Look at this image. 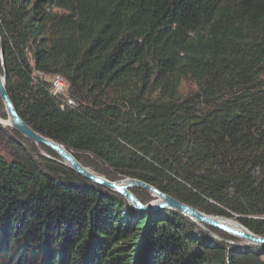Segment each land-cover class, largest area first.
Wrapping results in <instances>:
<instances>
[{
	"label": "trees",
	"instance_id": "trees-1",
	"mask_svg": "<svg viewBox=\"0 0 264 264\" xmlns=\"http://www.w3.org/2000/svg\"><path fill=\"white\" fill-rule=\"evenodd\" d=\"M0 35L8 94L34 130L109 180H142L264 235V0H0ZM28 54L67 81L76 108L33 83ZM12 133L0 264H22L27 246L26 264H264L261 245L81 189L54 151L34 161Z\"/></svg>",
	"mask_w": 264,
	"mask_h": 264
},
{
	"label": "water",
	"instance_id": "water-1",
	"mask_svg": "<svg viewBox=\"0 0 264 264\" xmlns=\"http://www.w3.org/2000/svg\"><path fill=\"white\" fill-rule=\"evenodd\" d=\"M0 66L3 67V46L0 35ZM0 100L3 104L4 110L7 114L9 120V126L24 136L25 138L31 140L32 142L39 144L41 146L47 147L54 151L65 163L67 166L75 171L81 177L91 180L94 183L105 186L107 188L113 189L117 193L123 195L129 205L139 211H151V210H159L164 208H169L174 211H177L185 216H188L195 223L200 224L203 223L208 226L219 228L230 235L241 238L247 243H253L261 245L264 248V235L256 234L250 231L243 225H237V228H232L231 226L223 223V220H219L216 217L209 215L200 211L199 209L186 204L179 199L160 191L154 186L136 179V178H124L118 181H111L109 179H105L95 173L91 172L88 167L84 166L80 163L71 151L65 148L62 144L40 134L36 130H34L27 122H25L21 116L19 115L15 105L13 104L7 88H6V77L5 74L0 71ZM132 187H141L149 190L151 193L157 195L159 200L155 203L151 204H143L140 200L136 198L134 194H132L129 189ZM221 221V222H220ZM225 222V221H224Z\"/></svg>",
	"mask_w": 264,
	"mask_h": 264
},
{
	"label": "rangeland",
	"instance_id": "rangeland-1",
	"mask_svg": "<svg viewBox=\"0 0 264 264\" xmlns=\"http://www.w3.org/2000/svg\"><path fill=\"white\" fill-rule=\"evenodd\" d=\"M2 67V66H1ZM3 68V67H2ZM45 83L48 87V82L46 81H43V80H40V81H34L33 83L35 84H38V83ZM192 83L188 80H184L181 84V91H187L189 89L192 88ZM50 93V92H49ZM67 93H68V90H67ZM69 94V93H68ZM1 102V100H0ZM2 104V102H1ZM76 108V107H75ZM0 130H2L1 132L5 133L2 134L0 132V154L8 161H11L13 160L14 158V155H13V152L11 154V142H9L8 140V137L10 138H14V139H17L18 138L12 133V128L9 126V120H8V117H7V114L4 110V107H3V104H2V107H0ZM21 135V134H20ZM24 137V136H23ZM25 138V137H24ZM27 139V138H26ZM29 140V139H27ZM30 142L28 143H22L25 151L28 153L29 156L33 157L34 158V161L37 160L38 158V154H42L44 156H47V157H50L46 152L45 150H43L42 146L39 145V144H36L34 142H32L31 140H29ZM13 151V149H12ZM60 158V157H59ZM59 159H56L55 162H58ZM60 162L64 165H66V163L60 158ZM67 166V165H66ZM68 167V166H67ZM91 172L95 173L96 175H99L105 179H108L106 178L104 175L102 174H98L97 172H94L93 170H91L90 168H88ZM74 179V178H73ZM124 179V178H123ZM120 179H116V180H111V181H118ZM74 183H76L81 189H83L84 187H92L96 190L99 191L100 194H102L103 196L105 197H113V198H118L119 196L122 197V201L124 202V206L126 207H130L132 210L134 211H139V210H136L134 208H132L127 199L117 193L116 191H114L113 189H110V188H107L105 186H102V185H99L97 183H94L92 182L91 180H87L83 177H81L79 175V179L76 180L74 179ZM80 190V189H79ZM129 191L134 194L136 196V198L138 200H140L143 204H151V203H155L157 200H159L158 197L154 196L149 190L147 189H144V188H141V187H132L129 189ZM205 213V212H204ZM210 215V214H209ZM185 216V215H184ZM214 217H216L217 219L219 220H223V221H227V222H232L236 225H240L241 223L238 222L235 218L233 217H221V216H217V215H212ZM188 217V216H187ZM189 218V217H188ZM190 219V218H189ZM191 220V219H190ZM193 221V220H192ZM194 222V221H193ZM195 223V222H194ZM195 228L196 230H200L202 233L208 235L213 241H216V242H221V243H225L227 245H246L248 244L247 241L241 239V238H238L236 236H233L232 237H226L223 232V230L219 229V228H216V227H212V226H208V225H203V226H200L199 224L195 223ZM242 225V224H241ZM227 233V232H226ZM229 234V233H228ZM27 249H30L29 246L25 247V248H22L20 249L19 253H18V258L20 260V262L22 264H26L25 262H28L29 260L33 259L34 257V254H30L28 252Z\"/></svg>",
	"mask_w": 264,
	"mask_h": 264
},
{
	"label": "built area",
	"instance_id": "built-area-1",
	"mask_svg": "<svg viewBox=\"0 0 264 264\" xmlns=\"http://www.w3.org/2000/svg\"><path fill=\"white\" fill-rule=\"evenodd\" d=\"M29 62L32 66L31 79L33 81H46L49 85L50 95L55 97L59 101L61 109L66 107L75 108V100L67 93L68 83L67 81L60 76L59 74H47L39 69L34 68L33 58L31 54H28Z\"/></svg>",
	"mask_w": 264,
	"mask_h": 264
},
{
	"label": "bare ground",
	"instance_id": "bare-ground-1",
	"mask_svg": "<svg viewBox=\"0 0 264 264\" xmlns=\"http://www.w3.org/2000/svg\"><path fill=\"white\" fill-rule=\"evenodd\" d=\"M66 165H67V163H66ZM153 194V193H152ZM154 196H156V197H158L157 195H155V194H153ZM159 198V197H158ZM221 222V221H220ZM223 223H225V224H227V225H229V226H231L232 228H237L238 226L236 225V224H234V223H232V222H227V221H223ZM200 224L201 225H205V224H203V223H201L200 222Z\"/></svg>",
	"mask_w": 264,
	"mask_h": 264
}]
</instances>
